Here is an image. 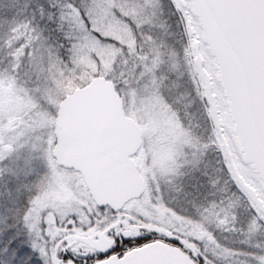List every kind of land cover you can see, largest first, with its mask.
Masks as SVG:
<instances>
[{
  "label": "rangeland",
  "instance_id": "rangeland-1",
  "mask_svg": "<svg viewBox=\"0 0 264 264\" xmlns=\"http://www.w3.org/2000/svg\"><path fill=\"white\" fill-rule=\"evenodd\" d=\"M143 1L145 5L118 4L121 17L94 2L90 28L80 18H72L76 35L67 62L51 55L40 34L16 36L20 24L16 27L0 18V216L4 220L15 216L31 244L30 255L25 260L18 257L17 264H28L29 257L39 261L41 256L48 264L49 259L57 261V253L59 264H64L68 250L78 257L102 255L84 242L100 236L109 239V257L175 241L196 264H264V215L251 203L247 202L254 220L246 224V231L237 227L235 216L227 215L224 200H210L197 212L199 219L183 215L180 201L192 194L183 189L184 179L200 163L203 138L207 144L213 137L225 167L256 193L263 206L264 170L241 129L218 50L196 0H177L178 5L185 4L184 10H174L182 21L184 65L179 53L154 49L153 36L149 40L154 50L139 51L131 25L122 17H132L137 27L148 23L155 37L161 28L167 32L168 23L158 13L149 20L139 19L145 7L155 5L153 0ZM3 4L0 0V11ZM188 21L194 37L187 31ZM198 57L210 79L216 115L205 97ZM96 77L115 84L126 115L143 130L142 147L134 160L146 191L116 213L97 208L81 176L59 167L52 157L60 103ZM23 201L28 204L20 211ZM124 231H130L131 239L119 245L117 239ZM229 233H237L243 245H224Z\"/></svg>",
  "mask_w": 264,
  "mask_h": 264
},
{
  "label": "water",
  "instance_id": "water-1",
  "mask_svg": "<svg viewBox=\"0 0 264 264\" xmlns=\"http://www.w3.org/2000/svg\"><path fill=\"white\" fill-rule=\"evenodd\" d=\"M207 22L210 37L218 50L226 83L234 102L241 129L254 159L264 170V0H196ZM184 7L185 4L182 2ZM187 31L194 37L190 21ZM211 112L216 107L209 76L197 58ZM52 156L56 164L78 172L98 208L119 212L132 200L142 197L146 182L133 160L141 149L142 128L124 111L115 84L96 77L66 96L59 105ZM244 192L264 214L255 192L241 182ZM130 236L124 231L122 239ZM99 252L109 248L102 236L88 240ZM103 264H195L176 246L156 242L111 257Z\"/></svg>",
  "mask_w": 264,
  "mask_h": 264
},
{
  "label": "trees",
  "instance_id": "trees-1",
  "mask_svg": "<svg viewBox=\"0 0 264 264\" xmlns=\"http://www.w3.org/2000/svg\"><path fill=\"white\" fill-rule=\"evenodd\" d=\"M94 2H100L102 5L109 7L117 17L124 15L118 4L123 5V7L125 3L128 6H136L138 3L145 5L143 0H3L4 4L0 11V18L16 27L17 24H20L17 27L19 32H16V36L20 35L25 38L26 36L35 37L40 34L44 38L46 48L51 55H55L61 61L67 62L71 56L73 36L76 35L70 20L75 17L80 18L90 28L92 25L90 24L89 10ZM153 2L155 5L147 6L139 13V19L143 17L149 20L158 13L168 20L165 28L168 33L161 28L159 36L155 37L154 31L148 26V23L144 24L143 27H137L136 23L132 22L134 21L132 17H122V19L131 25L134 40H136L135 44L140 48L139 51L149 53L152 51L151 49H159L161 47L160 50L163 52L169 48L172 53H179L180 63L182 62L184 65L183 61H181L183 57L180 54L184 48L181 18L174 11L175 9L170 0H153ZM73 5L75 7H72ZM76 8L81 9V11H77ZM84 10H87V12L82 15ZM10 33L13 35V32ZM152 36L154 41L153 48L152 42L149 40ZM142 39L146 40L145 43H143ZM43 51L46 50L43 49ZM202 140L205 142V138ZM203 141L201 142L200 163L195 167V171H191L184 179L185 185H183V189H185V192L188 191V193L191 192L192 194L186 200L180 201L183 215L189 218L195 216L199 219L197 212L204 209V207L206 208L210 204V200H216L217 202H223L222 200H224L226 202L224 210L227 208V215L229 217L235 216L237 227H242L243 231H246V224L249 226L252 224L250 222L251 219L254 220V212L249 206L251 202L243 195L241 181L233 172L232 176L225 167L224 160L220 156L219 146L215 143L213 137L210 136L207 142L210 147L209 153L207 144ZM26 204L28 203L23 201V207H19V210H25ZM14 217L10 216L7 220H4L0 216V264H3V259H5V264H12L13 258L21 250L24 253L19 256L21 260H25V255H30L31 252L28 235L27 233L23 235L22 230H20L21 223L19 224ZM224 237V245L225 243L226 245L232 243L231 247L243 245L238 240L239 235L237 233H229L228 236L225 234ZM166 243L185 249V247L175 241ZM237 248L235 247L234 249ZM237 250L246 251L247 249L240 247ZM2 252L4 253L2 254ZM67 253L69 257L77 260V264H93L97 259L93 257H76L69 250ZM64 256L62 257L63 259Z\"/></svg>",
  "mask_w": 264,
  "mask_h": 264
},
{
  "label": "snow or ice",
  "instance_id": "snow-or-ice-1",
  "mask_svg": "<svg viewBox=\"0 0 264 264\" xmlns=\"http://www.w3.org/2000/svg\"><path fill=\"white\" fill-rule=\"evenodd\" d=\"M172 5H173V8L177 11V12H183V7L178 5L177 4V0H172ZM72 7H75V5H73ZM77 11H81V9L79 8H76ZM69 11H71V9H69ZM87 10H84L82 12V15L83 14H86ZM257 219H259V216L257 217ZM125 239H131L130 237H125ZM139 239V238H137ZM178 243V242H177ZM115 247V245H114ZM32 251L33 252H36V248L33 247L32 248ZM111 250H105V252L101 255V254H98V253H89V258H91L92 256H96L97 257V261H96V264H103V260H106V259H109V255L108 253L110 252ZM41 252H43V250H41ZM24 253H23V250H21L20 252H18L16 254V256L13 258L12 260V264H17V259L19 256H22ZM44 255H47L46 253H44ZM74 256H77L79 254L77 253H73ZM57 261L53 262L49 259L48 261V264H59V253H57ZM71 259V264H77V260L76 259H72L71 257L68 256V253L67 251L65 252V256H64V264H69V260ZM28 264H45V261L43 259V256H41V259L39 261H34L32 257H29L28 258Z\"/></svg>",
  "mask_w": 264,
  "mask_h": 264
},
{
  "label": "flooded vegetation",
  "instance_id": "flooded-vegetation-1",
  "mask_svg": "<svg viewBox=\"0 0 264 264\" xmlns=\"http://www.w3.org/2000/svg\"><path fill=\"white\" fill-rule=\"evenodd\" d=\"M100 238V237H99ZM99 238H98V240H99ZM85 241H86V239H85ZM84 241V242H85ZM97 241V240H96ZM122 241H125V240H122V238L120 237V239H117V242L119 243V245H121V243H122ZM87 243V242H86ZM139 248H141V247H135L134 249H139ZM134 249H132L131 251H133ZM131 251H129V252H131ZM129 252H127V253H129ZM127 253H125V254H127ZM124 254V255H125ZM124 255H122V256H120V254L119 255H113V256H111V257H116V258H122ZM110 258V257H109Z\"/></svg>",
  "mask_w": 264,
  "mask_h": 264
}]
</instances>
